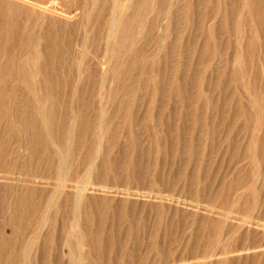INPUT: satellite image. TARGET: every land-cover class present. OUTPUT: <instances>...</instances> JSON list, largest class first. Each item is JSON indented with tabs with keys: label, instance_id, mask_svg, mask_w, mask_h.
<instances>
[{
	"label": "bare ground",
	"instance_id": "6f19581e",
	"mask_svg": "<svg viewBox=\"0 0 264 264\" xmlns=\"http://www.w3.org/2000/svg\"><path fill=\"white\" fill-rule=\"evenodd\" d=\"M41 1L0 0V264H205L229 254L210 264H264V195L256 165H243L252 148L264 162V125L250 109L264 117V91L248 83L247 103L229 89L241 75L233 62L246 76L255 55L264 63V0ZM246 10L258 39L237 24ZM214 44L226 52L215 103L199 90L212 84ZM222 134L232 159L213 172ZM178 162L191 171L166 170ZM146 182L196 187L190 196L216 217L157 215L148 230L152 214L129 200L148 195L119 190ZM63 216L71 221L57 230Z\"/></svg>",
	"mask_w": 264,
	"mask_h": 264
},
{
	"label": "rangeland",
	"instance_id": "374dc122",
	"mask_svg": "<svg viewBox=\"0 0 264 264\" xmlns=\"http://www.w3.org/2000/svg\"><path fill=\"white\" fill-rule=\"evenodd\" d=\"M47 2L53 3V5H55V6L56 5L60 6V4L63 3L61 0H58V1L42 0L41 1V3H47ZM30 7L36 8L37 6H36V4L31 3ZM74 18H77V16H74ZM245 21H248V24H247L248 27L245 28L246 33H248V36L252 37L253 39H258V37H256L254 30L252 28V23H251L252 21L249 19L248 10H246L244 17H242L241 20H237L238 26L242 27L243 24H245ZM83 32H84L83 27L81 25H79V23H78L75 26L73 34H72V38L70 39L71 40L70 42L72 43V49L74 48L73 50H76V51L80 50ZM225 39H226V37H224V40ZM229 39L233 42V44H235L237 41V38L235 35H232ZM202 43H203V41L200 40L199 44L201 45ZM155 47H156V45L154 43H151L149 45L150 51H153L155 49ZM214 48H217V52L215 54L214 60L212 61L211 69H209L206 73L207 77H209L210 80L212 79V84H211V82L207 81V84L209 83L208 86L201 87L199 90H201V95L203 98L207 99L208 102H210V99H212L213 102L215 103V99L218 97V94L216 92V79L214 77H212V75L216 69V64H218V61L221 59V57H223V58L226 57V52H225L223 44H221V46L219 44H214ZM230 53H232V52H230ZM230 53L227 57H229L231 55ZM17 56L20 57L19 58L20 61L23 59V61H21V63H24V61H25L24 57H26V55L25 54H22V55L18 54ZM0 60H4V57H0ZM252 63H253V65L255 64V69L253 70V74L251 72H248L249 76H246V73H243L244 68L242 65V60L237 65L234 62H233V64H231V65H234L233 67H234V69L237 70V72H241V75L234 80V85L231 86V88H229L230 90L233 89V91L238 90L237 92H238L240 98L237 95L236 100L240 99L241 101H245L247 103L249 102V100H253V96L246 89V85L248 83H250V85H252L253 87H256L257 89H261L264 91V63H263L262 54L259 53V55H255V59L252 60ZM212 87H215V88H212ZM71 104L76 105L74 102H71ZM207 107H211V104H208ZM250 109H251V111H253V112L256 111L258 113V116L260 118L259 123L263 126L264 125V117H262V115H259L261 112L259 107H257V105H255V107H251ZM205 110H206L205 114L208 116V119H211V116H210L211 110L208 108H205ZM67 112L69 113V115H72L75 112L74 107L73 106L68 107ZM2 114L3 113H2V108H1L0 109V118L2 117ZM137 114H138V112H137ZM138 116L140 118H143L142 116H144V113L142 110L139 111ZM256 122H258V121H256ZM238 124H239V126H241L243 124V121L239 122ZM222 132H223V130L221 129V133ZM241 140L243 141L244 138H242ZM217 141L220 144L221 148L212 157L213 161H212V163H210V166H212L213 172L218 171V169L229 167L230 166L229 161L232 159L229 156H225V152L229 148V144L225 141L223 134L221 135V137L218 136ZM243 142L246 143L247 141L244 140ZM205 149H208V146H205ZM255 156H256V154L252 148L251 156L249 155L248 161H245V163H243V165L245 167H247L249 163H253V165L254 164L256 165L255 166L256 167L255 176L260 177L258 185L260 188V193H262L264 195V181L261 182L263 175H261L262 173H260L261 171L264 170V162H260V160L257 159ZM210 159H211V156H210ZM170 168L175 170V171H173L174 173L177 172L178 170H181V172L191 171L190 167H183V165L180 164V162H178V164H176V166H174V167H168V169H166V170H171ZM217 173H219L221 175L222 171H221V173L220 172H217ZM125 187L131 188L132 191H133V189H134V191L135 190L138 191L137 194H142L144 191L143 194L148 195L146 198H141V197L140 198H138V197L129 198L130 201L135 202V203L140 205L139 211L143 210V212L152 214V216H150L148 224H147V229L149 228L148 230L153 228V225L156 223L155 217L157 215L159 217H162V216L163 217H170L171 215H176L179 218V220L185 219V216H187L189 218L195 217V218H199V219L200 218H211L212 219V218L216 217L213 213L205 211V209L209 207L207 200L205 198L193 199L190 196V193L195 191L196 187L193 189H189L187 184H184V183H176L175 185H171L170 187H172V188L162 187V186H159L157 184H152L150 186L147 182L143 183V184L133 183V184H129V185H121V188L119 185V190L120 189L122 190ZM102 194L103 193L96 192L97 196H102ZM117 198L120 199V198H122V196L121 197L119 196ZM205 203H207V205H205ZM208 209L210 211L213 210L215 212V210L213 208H208ZM59 219L61 220V222L58 220L59 224H57V225H59V226L56 225L57 230L60 229L63 225H67L71 221L68 216H63ZM67 219L70 221H68ZM156 219H158V218H156ZM2 222H3V219L0 216V224L3 225L4 223H2ZM180 231H179L180 232L179 234H180L181 239H185V238L189 237L191 234L190 231H186V232H183L182 230H180ZM7 232L10 233L9 230ZM58 232L60 233V231H58ZM62 236L63 237H61V235L58 236V239L59 238L63 239L65 237L64 235H62ZM62 239H60V240H62ZM59 251H61V250H59ZM68 251L69 250L67 248H65L61 252L63 253V256H64V254L65 255L68 254ZM84 252H86V249ZM261 252H262V250H261ZM176 256H177V254H176ZM234 256H236V255L235 254H229L227 256H220L218 258L208 259L204 263L210 264V262H216V261H220V260L228 258V257L231 258ZM126 264H128V263H126Z\"/></svg>",
	"mask_w": 264,
	"mask_h": 264
}]
</instances>
